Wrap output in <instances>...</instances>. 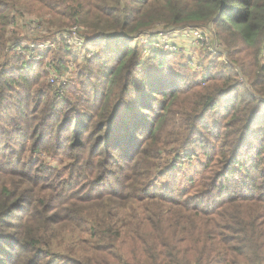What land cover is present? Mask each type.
Instances as JSON below:
<instances>
[{"label": "trees", "instance_id": "1", "mask_svg": "<svg viewBox=\"0 0 264 264\" xmlns=\"http://www.w3.org/2000/svg\"><path fill=\"white\" fill-rule=\"evenodd\" d=\"M74 26L76 80L46 84ZM194 28L226 49L201 78L154 46ZM0 264H264V0H0Z\"/></svg>", "mask_w": 264, "mask_h": 264}, {"label": "rangeland", "instance_id": "2", "mask_svg": "<svg viewBox=\"0 0 264 264\" xmlns=\"http://www.w3.org/2000/svg\"><path fill=\"white\" fill-rule=\"evenodd\" d=\"M27 22H20L19 24L15 25V27L11 28V31H15L17 34H19V39L17 42H21V46H25L31 42H37V41H45L49 39L50 36L47 34H44L43 39L41 40H33L36 38L37 32L33 29V26H29V24H26ZM24 35H32L30 39L28 40ZM170 37L173 38V40L176 41L177 48L176 52L173 54H169V56L166 59V68L168 70H178L181 72H189L191 74L197 75L198 77H202V70L204 69V66L209 64L211 60H215L218 62L227 60L226 52L224 45L221 44V42H215V33L207 29L206 31V37L207 39L204 42L197 43L195 39L192 37H182L181 35H173L170 34ZM35 37V38H34ZM51 40V39H50ZM208 42V44H207ZM187 43V44H186ZM88 47L94 49L98 46H93L92 43L87 44ZM27 48V47H26ZM95 50V49H94ZM175 51V50H174ZM84 52V53H83ZM173 52V51H172ZM51 53L47 54V58L45 59V63H48L45 68H49V62L53 58ZM86 54V48L84 47V50L79 52L80 58H83ZM93 53H89V55H92ZM70 61L65 64V69L62 71L60 75H58L55 82H52L50 77V71L49 75L46 77L45 82L46 84H60L62 82H68L69 85L72 86L73 82L76 80V74L78 73V69L80 67V59L75 57H69ZM31 59L28 61V65H31V67L36 68L38 70H41L43 68V65L40 64L37 65V63H30ZM44 69V68H43ZM57 86V85H56ZM204 159V153L202 150L198 149L195 151V155L191 157H185L182 156L176 163L175 168L168 169L167 176H173L176 180V183L174 184L175 192H178L182 190L183 188L189 187V181L188 178H195V181L199 179L200 174L202 173L201 163ZM163 180V179H161ZM160 182V181H158ZM164 184L168 185L170 187L171 179H164ZM187 186V187H186ZM166 188V187H165ZM164 190L163 188L160 189V191Z\"/></svg>", "mask_w": 264, "mask_h": 264}, {"label": "built area", "instance_id": "3", "mask_svg": "<svg viewBox=\"0 0 264 264\" xmlns=\"http://www.w3.org/2000/svg\"><path fill=\"white\" fill-rule=\"evenodd\" d=\"M206 31L207 30H203L200 28H194L187 31V34L189 37H192L196 40L197 43H199L201 41L204 42L207 39ZM64 36L67 37L68 43L74 50L81 52L84 50V47H86V39L79 34L78 28L76 26L69 30V33L65 34ZM156 38L157 39L154 42V46L160 45L164 50L167 51H174L178 49L176 47L175 40H173V38L168 34H159V36H157ZM56 45L57 42L55 40L40 41L39 43L31 42L26 45L27 50H24V46L17 47V50L19 53L26 54L29 59L38 61L41 59L44 50L55 47ZM79 59L83 60L85 59V56ZM57 76L58 73L55 71L53 66L50 65V77L52 82H55V80L58 78Z\"/></svg>", "mask_w": 264, "mask_h": 264}, {"label": "crops", "instance_id": "4", "mask_svg": "<svg viewBox=\"0 0 264 264\" xmlns=\"http://www.w3.org/2000/svg\"><path fill=\"white\" fill-rule=\"evenodd\" d=\"M182 37H184V36H182ZM187 37H189V36H187ZM187 44V43H186Z\"/></svg>", "mask_w": 264, "mask_h": 264}]
</instances>
